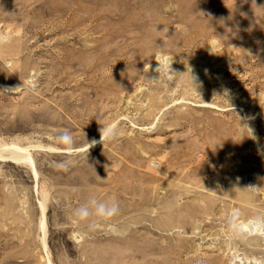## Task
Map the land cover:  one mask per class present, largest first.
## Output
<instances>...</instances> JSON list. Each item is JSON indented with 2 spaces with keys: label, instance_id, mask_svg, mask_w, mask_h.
<instances>
[{
  "label": "rangeland",
  "instance_id": "374dc122",
  "mask_svg": "<svg viewBox=\"0 0 264 264\" xmlns=\"http://www.w3.org/2000/svg\"><path fill=\"white\" fill-rule=\"evenodd\" d=\"M0 264H264V0H0Z\"/></svg>",
  "mask_w": 264,
  "mask_h": 264
},
{
  "label": "clouds",
  "instance_id": "9594fccd",
  "mask_svg": "<svg viewBox=\"0 0 264 264\" xmlns=\"http://www.w3.org/2000/svg\"><path fill=\"white\" fill-rule=\"evenodd\" d=\"M155 60L158 62V68L156 71L159 73L160 78L164 73H175L171 70V64L168 63H162L161 58L159 56H154ZM138 74H141L138 70H136ZM144 72V70H143ZM145 73V72H144ZM192 73V69H191ZM193 77V82L195 77ZM24 86V85H23ZM29 86L35 89L36 85L34 82L29 81ZM227 93V92H225ZM99 129L100 131V140H92L91 143H88L89 148L92 146H95L97 143H102L103 146L106 142L113 141L118 136V126L113 123L109 125H102ZM85 135V134H84ZM59 141L64 143L66 146H71L74 143V137L68 130H64L58 137ZM155 161L152 162V165H155ZM69 164H71V161H68L66 163H62L59 165V167L66 169ZM151 166V165H150ZM119 213V205L118 202L115 200L111 201H100L97 200L95 197H92L89 199L88 203L85 205L80 206L77 208L74 212V215L78 221H85L89 222V227L92 229L98 228L100 226L101 222H108L113 217H115ZM235 212L233 213V216L230 217V230L233 233H238L240 231V225L235 223L234 216ZM259 222V221H257Z\"/></svg>",
  "mask_w": 264,
  "mask_h": 264
},
{
  "label": "bare ground",
  "instance_id": "6f19581e",
  "mask_svg": "<svg viewBox=\"0 0 264 264\" xmlns=\"http://www.w3.org/2000/svg\"><path fill=\"white\" fill-rule=\"evenodd\" d=\"M11 147H13V148H8L9 149V155H8L9 160H11L13 162H17V163L18 162H25L27 164H32V162H34V160L32 161L31 154L25 148H19V147H14V146H11ZM18 164H20V163H18ZM45 209H46V206L42 203L43 212H45ZM41 225L42 226L45 225V227H46L45 221L43 219L41 221Z\"/></svg>",
  "mask_w": 264,
  "mask_h": 264
}]
</instances>
